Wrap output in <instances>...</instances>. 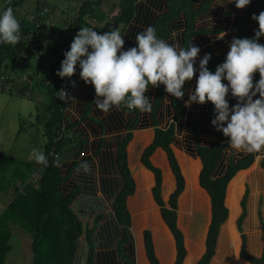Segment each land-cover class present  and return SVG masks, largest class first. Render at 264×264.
Wrapping results in <instances>:
<instances>
[{
	"label": "trees",
	"instance_id": "obj_1",
	"mask_svg": "<svg viewBox=\"0 0 264 264\" xmlns=\"http://www.w3.org/2000/svg\"><path fill=\"white\" fill-rule=\"evenodd\" d=\"M139 1L120 0L116 13L111 17L114 29L121 25L126 26L134 19L136 5ZM212 1L169 0L168 10L159 15L154 22L153 27L157 36L167 39L171 34V26L178 18H183L185 25L182 34V47L187 48L197 34L217 35L221 33L223 28H198L196 25L199 16L208 12ZM25 2L26 0H9L5 8L11 7L13 13L16 14ZM102 2L103 0H84L79 7L77 16L67 25V34L64 39L61 40L60 38L58 44L47 40L46 45L42 44V46L37 47V50H42L40 55L42 60L38 61L37 68L48 66V74L42 76V83L47 87L49 96L47 107L49 115L45 121L44 129V153L48 158L49 166L41 165L42 173L35 187L31 183V177L34 174V170L31 168L33 165L29 162H22L20 166L14 168L16 159L10 154L0 151V191L4 193L15 192V198L9 202L0 215V264H5L7 254L12 249L9 242L11 232L4 221H7L5 218L13 219L18 224L29 228L32 235L33 250L31 264H76L82 254L80 244L83 238L87 244L84 263L94 264L97 244L93 234L96 229H98V245L101 248L108 249L117 239V250L120 257L126 264H134L135 250L131 232V213L133 210L150 204L144 197L145 195L139 196L146 193V190H143L138 194V198H130L131 213L128 208V198L134 195L136 189V182L131 169L134 171L137 164H140L141 173L152 174L150 172L152 171L155 176V184L152 188L153 198L160 207L161 216L175 240L176 257L174 264H184V262L185 264H193L196 260L195 255L197 253L195 252L189 260L186 259L188 250L185 244V236L178 224V201L185 189V176L172 146L177 139L178 124L187 115L185 101L188 100L190 81H186L183 86L185 92L183 98H175L170 95L169 101L173 112L171 119L165 125H162V119L167 114L163 109L167 96L164 87L161 85L159 87L149 85V90L155 89L150 113H140L138 110L129 112L125 108L126 106L122 105V111L108 117L111 124L108 129L104 128L102 120H97L96 123L101 126L100 128L90 124L93 133L99 135V139L94 142L89 141V134L78 129L82 121L90 117V111L95 104L96 94L93 85H91L90 97L82 117L76 120L68 118L66 122L65 104L58 98L60 77L56 73L64 59L63 53L70 49V43L79 29L90 26L94 16L100 18L103 16L99 9ZM44 9L46 8H41L38 11L37 16L39 18L37 20L36 18L23 17L19 21L21 35L18 43L15 45L0 43V75L3 74L1 68L7 59L14 60L20 55L24 57L26 53L31 52V49L28 48L27 37L40 30L38 23L53 18V14L48 9L45 14H41ZM261 11H264V0H251L249 5L240 8L234 18L235 32L233 38L253 37L255 30L258 29V22L252 19V15L254 13L258 15ZM95 31L99 34L98 27ZM259 42L264 44V36L259 38ZM228 51L229 49L216 52L212 47H208L204 54L211 53V59L207 65L209 70L214 72L216 66L225 59ZM253 77L255 83L259 79V72L254 73ZM223 82L227 83V81ZM227 98L230 101V107L236 103L235 98L231 97L230 94ZM196 105L206 108L207 122L212 132L210 141L200 142L201 115L200 112L195 113L193 117V132L196 138L195 150L188 149V153L193 157L200 158L202 168L199 173V184L211 198V220L205 240V251L196 264H210L218 253V237L221 226L229 218L228 198H226L228 186L231 187L232 181L240 173L253 167L256 163V157L263 152L241 153L237 158L230 156L227 163L224 164L226 152L229 149L228 138L222 132L216 131L211 124L214 106L211 102L196 103ZM63 123H66L65 128H63ZM148 126L154 128L155 135L152 142L143 150L141 162L150 171L136 160L137 149L150 139L144 134L136 136L131 144L130 168L128 145L133 138V130ZM108 131L109 133L116 131L125 133L116 137L114 141H106L102 135ZM73 142L76 144L73 147L72 161L64 169L60 154L63 152L66 143ZM158 148L165 151L176 182L167 202L163 197L162 169L155 165L151 159ZM57 158L60 161V167L55 166ZM85 165L87 170L82 167ZM260 165L264 168V157ZM25 167L26 169L23 170ZM148 174L144 175V179L139 182L140 185L152 183L153 177L148 176ZM18 180L25 187L24 190L15 183ZM99 192L102 194L100 195ZM248 194L249 191L246 189L241 200L242 211L237 219L238 230L242 238L240 257L249 261L250 264H264V250L260 255H253L247 251L246 247L247 237L243 231V222L247 215ZM107 210L109 213L106 215ZM92 215H94V219L91 227L88 222L85 223L82 220V217L89 218ZM160 232L163 235L164 231L160 229ZM143 236L145 251L150 264H160L151 229H145ZM103 254L106 257L109 253L104 252Z\"/></svg>",
	"mask_w": 264,
	"mask_h": 264
},
{
	"label": "rangeland",
	"instance_id": "obj_2",
	"mask_svg": "<svg viewBox=\"0 0 264 264\" xmlns=\"http://www.w3.org/2000/svg\"><path fill=\"white\" fill-rule=\"evenodd\" d=\"M83 1L84 0H39L37 2L36 0H26L18 13L14 15L18 21H20L23 17H27L28 19L36 18L37 20V18H39L37 16L38 11L41 8L48 9L53 14V18L48 21L50 29L40 28L39 30L40 46H42V44L46 45L47 40L58 44V40H60V38L61 40L65 38V35L67 34V25L77 16L79 7ZM6 4L5 0H0V11H3ZM94 17H97L100 20H98L99 22L97 24L98 26H101V18L99 16ZM103 23L104 25L107 24L105 28L111 27L114 24L109 21ZM107 30H109V28ZM114 30L120 32V29ZM41 51L42 50H38L36 53H33V55L28 59H25L22 55L14 60L7 59L1 68L4 78L0 82V151L10 154L14 157V159H16V162L13 165L14 168L20 166L22 162H29L33 165L31 168L34 170V175L31 177V183H33L35 187L37 186L41 176L42 167L40 164H36L31 159V150L33 148H37L43 150L44 152L45 121L49 115L47 110L49 104L47 87L38 79L42 70H46L48 68V66L45 65L40 67L42 69H40L39 72L37 70V63L42 60V57L40 56L42 53ZM25 77H29L31 81L27 82L24 79ZM192 112L193 110L190 111L188 116L186 115L187 117H185V119L178 124L177 139L173 144V148L185 176V190L179 198V225L185 236L186 247L190 250L189 251L187 248V255H189L191 251H194L197 253L196 258L199 259L205 251V238L208 230L205 226H207V224L209 226L210 221V198L206 190L199 184L201 161L197 157H193L188 153V149L191 151L195 150L196 144V138L193 132L194 118L191 114ZM200 115L202 133L200 134L199 139L201 143H206L211 140L212 132L209 123L207 122V111H200ZM71 116L72 112L70 110L68 117ZM170 119V114H165V117L162 119V125L167 124ZM151 128L152 127L150 126L148 129ZM148 143L149 142H147L144 147L147 146ZM75 144L76 143L74 142L66 143L63 148V152L60 154L64 169H66L72 159L74 152L73 147ZM241 153L244 152L236 153L235 150L228 149L224 164L227 163L230 156L237 158ZM263 157L264 152L257 156L256 162H259V160ZM136 160L138 163H142L139 152L136 156ZM152 161L155 165L162 169L163 197L167 202L169 195L175 188V177L163 150L158 149L153 154ZM25 169L26 167L23 168V170ZM131 172L136 182V189L134 195L129 197V200L130 198H136L137 189H139V178L134 175L132 169ZM150 172L153 177L150 188L146 189L145 194L139 195H145L144 197L150 203L143 208L144 211L142 214L146 223L143 225V228H150L156 235L155 230L158 228L157 226H165V228H163L164 233L161 237L163 239L158 241L157 249L159 250L158 253L160 256V254L162 255L161 250L163 247L166 249L168 246L169 255L167 257L162 255V257L166 260L170 257V261H167L165 264H174L173 261H175V259L173 257L176 256L174 240L172 237V241L168 240L169 243L164 241V235L166 234L167 237H170V232L168 227L163 222L159 211L160 208L153 198L152 188L155 184V176L152 171ZM15 183L21 187L22 190L25 189L19 180ZM228 187L227 198L229 218L222 229L221 239L219 240V246L217 249L218 253L213 259L212 264H249L245 260L238 259L241 238L240 235L237 234L234 224L235 218L237 219L241 212V198L245 190L248 189L249 194L247 207L249 208V214H247V218L245 220V233L248 241H250L249 244H247V250L251 254L258 255L261 250V243H263L264 240V229L258 220V209L260 205L261 216L264 221V169L260 166V164H256L247 171L240 173L231 183V187ZM99 194L101 195L102 193L99 192ZM14 198V191H10L8 193L0 191V215L4 211V209H1L3 207L5 208V206H7ZM5 219H7V221H4L11 232L9 242L12 245V249L7 254L5 264H31L33 260V250L32 235L29 228L18 224L13 219ZM82 220L85 223L88 222L89 226H93L90 216L89 218L82 217ZM197 225L199 227H197ZM196 227L199 229V232L196 231ZM97 235L98 229H96L93 234L95 243L97 244L94 264H126L118 253L117 239L113 241V244L108 249H105L98 245L99 241L97 239ZM132 235L133 243L135 245V236L134 234ZM197 235L200 236V240L198 241L196 240ZM142 239H144L143 230ZM137 244L138 242H136V246ZM86 245L87 244H85L83 238V241L80 244V247H82V254L78 258L76 264H85ZM104 252H108L109 254L104 257ZM135 257L136 253L133 259L134 264L145 263V258L140 259V261H135ZM195 261L196 260H194V262Z\"/></svg>",
	"mask_w": 264,
	"mask_h": 264
},
{
	"label": "clouds",
	"instance_id": "obj_3",
	"mask_svg": "<svg viewBox=\"0 0 264 264\" xmlns=\"http://www.w3.org/2000/svg\"><path fill=\"white\" fill-rule=\"evenodd\" d=\"M237 8H244L251 0H229ZM258 29L251 38H233L225 59L215 71L207 67L211 53H205L194 67L201 49L192 43L185 48L179 43H168L159 38L153 26L136 34V44L124 48L125 41L119 31L110 29L98 34L93 28L81 27L70 43L61 61L57 75L71 78L79 65V77L94 86L95 106L107 114L122 105L130 111L150 113L152 103L146 95L149 85H164V91L175 98H183V86L198 72L196 86L188 93L185 105L211 102L214 106L211 124L227 137L230 150L236 153L264 152V11L253 14ZM20 23L11 7L0 11V43L15 45L20 40ZM224 37V36H223ZM223 37H220L221 39ZM259 72L254 83L253 74ZM223 81H227L224 83ZM75 86V81H71ZM235 98L230 107L227 98ZM255 97V99H254ZM65 100L68 93L58 91ZM31 159L49 166L43 150L33 148ZM56 167H60L57 158ZM87 170L86 165L82 166Z\"/></svg>",
	"mask_w": 264,
	"mask_h": 264
},
{
	"label": "crops",
	"instance_id": "obj_4",
	"mask_svg": "<svg viewBox=\"0 0 264 264\" xmlns=\"http://www.w3.org/2000/svg\"><path fill=\"white\" fill-rule=\"evenodd\" d=\"M8 1L9 0H5L6 3ZM119 2H120V0H103V2L101 3L99 9H100V11H101L103 16L101 17V26L100 25L97 26L98 30H99V34L107 32L110 29L114 30V28H113L114 24H113V21H112L111 17L116 13L118 5H119ZM168 2H169V0H140L137 3L134 19L129 24H127L126 26L121 25L120 27L115 28V29H120V34L123 35V39L125 41V44H124V48L125 49L135 46V44H136V41H135L136 34L141 32V31H143L149 25L153 26L154 22L156 21L158 16L168 10ZM239 11H240V8H237L235 6L234 2H229V0H213L208 12L205 13L204 15H200L199 16V18L197 19V22H196V25H197L198 28L219 27V28H223V31L221 33L217 34V35L216 34H210V33H200V34H197V35L194 36V38L192 40V44L195 45V46H199L200 49H201L200 53L198 54V56L196 58V63L194 65V67H198L199 60H200V58L203 57V54L208 49V47H212L216 52H220L222 50H228L229 49V45L231 43V40H232V38L234 36V32H235L234 31V24H233L234 23V18L236 16V13L239 12ZM106 21L112 22V24H113L111 27H108L109 30H107L108 28H105L107 26V24L104 25V23H103V22L106 23ZM102 26H103V28H102ZM184 29H185V25H184L183 18H178L173 23V25L171 26V34H170V36L167 39H165V40L168 43H170V44L179 43L180 46H182V44H183L182 43V34H183ZM220 37H223V38L221 39ZM40 69H42V68H37L38 72L40 71ZM47 74H48L47 69L46 70H42L41 75L38 76L39 81L42 82V76L47 75ZM1 76H3V74H1ZM197 76H198V72L196 74H194V77L190 81L189 92L194 90V88L196 86V78H197ZM161 86L165 87L162 84H161ZM91 88H92L91 84H85L84 87L82 88V90L79 93L75 94L71 98L70 106H71L72 116L69 117V119H75L76 120V119H79L80 117H82L84 108L86 107V104H87L88 99L90 97ZM154 94H155V89L154 90H149L148 89V91L146 93V95L149 96V99L151 101H152V98H153ZM166 96H167V98L164 101L163 109H165L164 111L167 112V114H168V112H170L169 113L170 117H172L173 109H172V106L170 105V101H169L170 94L166 93ZM192 110H193V112L191 114L194 117L195 113L203 111V110H206V108L205 107L201 108V106L200 107H199V105L197 106L196 103H192L190 107L186 106L187 116H188L189 112L192 111ZM118 111H122V106L119 109L112 108L107 114H105L103 111L98 110L96 108L95 104H94L92 110L90 111V117L85 119V120H83L82 123L79 125L78 129L81 132H83V133L89 134L90 135L89 141L90 142L91 141L94 142V141L99 139V135L98 134L97 135L94 134L91 126H89V125L90 124L91 125H96L98 128H100L101 126H98L96 123H97V120H102L104 122V128L108 129L109 127H111V124H110V121L108 120V117L110 115L118 112ZM127 111H129V110L127 109ZM149 127L150 126L142 127V128H136V129L133 130V138H132V140L130 141V143L128 145V159H129L130 168H131V164H130V162H131L130 161V147L132 146L131 144L134 141L135 137L136 136L138 137V135H140V134H144V136L147 135L150 138L147 142H149L148 144H150L152 142L153 138H154L155 131H154L153 127H152L153 129L152 128L148 129ZM123 133H125V132L116 131V132H113V133H109V131H108L107 133H105L102 136H104V139L106 141H114L116 139V137H118L119 135H122ZM144 145L140 146V148L137 149L139 154H140V156H142V152H143V150L146 147V146L144 147ZM142 147H144V148L141 149ZM158 149L163 150L162 148H158ZM158 149H156V151ZM197 158L200 160L199 157H197ZM151 159H152V157H151ZM71 161H72V159H71ZM71 161H70V163H71ZM261 161H262V159L260 160V163L256 162L255 165L256 164H261ZM260 166L262 167V165H260ZM201 168H202V163H201ZM133 172H134V175L139 178V182L141 180H143L144 177L148 174V173H145V172L144 173L140 172V164H137V167L134 169ZM148 176L151 177L152 174H148ZM150 185L149 184L148 185L147 184L146 185H143V184L140 185L138 183V188L139 189H137L138 191H137L136 198H138V194L141 191L150 188ZM259 194H260V192H259ZM259 194H258V196H259ZM209 198H210V196H209ZM226 198H227V195H226ZM242 198H243V196H242ZM242 198H241V200H242ZM257 199H258V197H257ZM247 201H248V199H247ZM260 202H261V200H260ZM178 203H179V201H178ZM240 205H241V203H240ZM144 207H146V206H144ZM144 207H142L140 209L133 210L132 213H131V210L129 208V198H128V208H129L130 213H131L132 218H133V225L131 227V232L135 236V241L138 242L137 246H136V242H135V245H134V250H135V253H136L135 261L136 260L140 261V259L145 258V261H144L145 263L144 264H150V261H149L147 255H146V251H145L144 239H142V230L144 231L145 229H147V228H143V225L146 224L145 221H144V216L142 214L143 211H144V209H143ZM5 208H6V206H5ZM5 208L3 207L1 210L5 209ZM248 209L249 208L247 207V214H249L248 213ZM159 211H160V209H159ZM178 211H179V208H178ZM241 211H242V208H241ZM108 213H109V210L106 211V215ZM160 215H161V212H160ZM178 215H179V212H178ZM258 215H259L258 220H259L261 226L263 227L264 221H263L262 216H261V206L260 205H259V209H258ZM238 217H237V219H238ZM90 218H91V221L93 222L94 215H92ZM246 218H247V215L245 217V220H246ZM237 219L235 218V224L234 225L236 227L237 234H239L240 238H241V233L239 232L238 226H237ZM210 220H211V198H210ZM245 220L243 222V231H244V233H245ZM163 222H164V220H163ZM225 222L221 226L219 237H218V241L221 239V232H222V229L225 226ZM209 223H210V221H209ZM178 224H179V218H178ZM162 226H160V225L157 226L158 228L155 230L156 231V235L154 234L155 232H153L152 230L151 231H152V234H153V240H154V247H155L156 255H157L158 259H159L160 264H165L167 261H170V257L168 258V260H166V259H164L162 257V255L164 257H167L169 255L168 254V246H167L166 249L163 247V249L161 250L162 255L160 254V256H159V253H158L159 250L157 249L158 241H161L163 239V238H161L162 237V233L160 232V229L162 231H164L163 228H165V226L164 225H162ZM179 227H180V225H179ZM197 227H199V226L197 225ZM197 227H196V231L199 232V229ZM205 228H208V224H207V226H205ZM263 229H264V227H263ZM169 232H170V237H167L166 234L164 235L165 236L164 237L165 238L164 241H166V242H168V240L172 241L173 235H172L170 229H169ZM246 237H247V235H246ZM173 240H174V237H173ZM196 240L197 241L200 240V236L199 235H197ZM205 240H206V238H205ZM249 241L247 239V244H249ZM240 243L242 244V238H241V242ZM174 245H175V240H174ZM159 249H160V247H159ZM188 250H189V248H188ZM240 250H241V245H240ZM263 250H264V240H263V243H261V250H260V253L258 255L262 254ZM175 251H176V246H175ZM193 253H194V251H191V253H189V255L186 256V259L189 260L191 258V255H193ZM253 255H256V254H253ZM196 256L197 255H195V258H196ZM175 257L176 256H174L173 258L175 259ZM238 257H239L238 259L245 260V259H242L240 257V253H239ZM186 259H185V261H186ZM197 260L198 259L196 258V261L193 264H196ZM245 261L250 264L249 261H247V260H245ZM173 262H175V261H173ZM184 264H185V262H184ZM210 264H212V262Z\"/></svg>",
	"mask_w": 264,
	"mask_h": 264
},
{
	"label": "built area",
	"instance_id": "obj_5",
	"mask_svg": "<svg viewBox=\"0 0 264 264\" xmlns=\"http://www.w3.org/2000/svg\"><path fill=\"white\" fill-rule=\"evenodd\" d=\"M46 12H47V9H44L41 12V14H45ZM97 23H98V19L94 17L92 19V22H91L90 26H88V27L89 28H93L94 30H96L97 26H98ZM37 25L40 26L41 29H49V27H50L48 25V21H43L42 23H38ZM39 34L40 33H39V30H38V31H35L34 33L30 34V36L27 37L28 48L31 49V52L30 53H26L24 55L25 59L30 58L33 55V53H36L38 51L37 47L40 46V35ZM20 35H21V33H20ZM79 72H80V68H79V65H77L76 73L71 78H68V77L61 78L60 77V81H59V85H58V91L63 89V90H65L68 93V98L65 99V100H62L64 102V104H65L64 114L66 115V122H67V119L69 118L68 117V113L71 110V106H70L71 98L75 94L80 92L82 90V88L84 87V85H85L84 81L82 79H80V77H79ZM3 78L4 77L1 76L0 82L2 81ZM24 79L27 82L31 81L29 77H25ZM71 81H75L76 82L75 86H73ZM65 124L66 123H63V128H65ZM33 175H32V177H33Z\"/></svg>",
	"mask_w": 264,
	"mask_h": 264
},
{
	"label": "water",
	"instance_id": "obj_6",
	"mask_svg": "<svg viewBox=\"0 0 264 264\" xmlns=\"http://www.w3.org/2000/svg\"><path fill=\"white\" fill-rule=\"evenodd\" d=\"M255 161H256V160H255ZM237 174H238V173H237ZM237 174H236V175H237Z\"/></svg>",
	"mask_w": 264,
	"mask_h": 264
}]
</instances>
